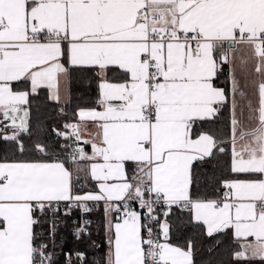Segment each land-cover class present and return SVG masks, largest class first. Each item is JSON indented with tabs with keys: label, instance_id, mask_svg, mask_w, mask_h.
I'll list each match as a JSON object with an SVG mask.
<instances>
[{
	"label": "snow or ice",
	"instance_id": "1",
	"mask_svg": "<svg viewBox=\"0 0 264 264\" xmlns=\"http://www.w3.org/2000/svg\"><path fill=\"white\" fill-rule=\"evenodd\" d=\"M242 48L255 101L235 70ZM77 73L95 81V106L25 144L31 97L45 90L68 116ZM0 141L12 146L0 154V264H196L194 239L171 241L176 210L208 238L232 230L235 259L264 264V0H0ZM196 164L211 169V195ZM101 205L100 261L57 245L61 216L79 211L83 241Z\"/></svg>",
	"mask_w": 264,
	"mask_h": 264
},
{
	"label": "trees",
	"instance_id": "2",
	"mask_svg": "<svg viewBox=\"0 0 264 264\" xmlns=\"http://www.w3.org/2000/svg\"><path fill=\"white\" fill-rule=\"evenodd\" d=\"M229 66L225 65L223 72L220 76L219 83L222 86H227V75ZM111 76V73H110ZM97 98L96 83L92 79L91 74H75L72 83L71 100L66 108L68 116L62 117L59 114V108L54 103L47 99V92L41 90L39 95L31 97V117L30 125L34 133L33 137L25 135L23 141L28 144L31 139H35L37 126L41 125L46 129L44 135L45 140H55L52 134L53 127L60 128L61 125L68 119L72 118V113L78 106L80 107H93ZM228 113L225 112L219 117L220 128L227 130L225 125L227 123ZM11 145L5 144L0 141V154L7 153L11 155ZM227 157H222L216 167V176L219 177L226 173L225 164ZM206 171H211L207 166L194 165V172L196 173L199 181L197 187L201 194L211 195L217 185L210 184L205 179ZM92 218V226L90 228L91 237H85L83 241H77L73 236V230L78 225L73 221L80 219V213L74 210L71 216H61L60 220L63 221L59 224L56 233L57 245H62L65 252L69 250H81L87 251L89 261H100L106 251V239L104 234V219L102 205L99 211H93L89 214ZM179 221H188L190 214L187 211L180 212L176 210L175 214L171 217V221L175 226L174 231L171 234V241L178 246H185L187 238L191 237L195 240V262L196 264H259V262H249L245 260L235 259L234 253L241 250V242L234 238L232 230H226L225 233L218 234L215 238H208L204 234L203 228L194 227L191 224H180ZM44 235L47 237L48 225L45 224ZM215 240H219L218 246H215ZM95 242L92 244V242ZM215 247L212 253H209V247ZM59 251V248L57 249ZM63 257L61 256V264Z\"/></svg>",
	"mask_w": 264,
	"mask_h": 264
},
{
	"label": "crops",
	"instance_id": "3",
	"mask_svg": "<svg viewBox=\"0 0 264 264\" xmlns=\"http://www.w3.org/2000/svg\"><path fill=\"white\" fill-rule=\"evenodd\" d=\"M235 70L236 74L241 77L242 79L246 76L248 79L249 87L247 89L249 96L256 100L255 96V85L253 83V79L255 77L254 67L255 61L251 59V52L247 48H242L238 53L235 54ZM96 131V127L89 123L86 128L82 129V140L90 139L91 134H94ZM91 152L90 147L87 149ZM233 232V231H232ZM241 244L243 243L242 240H239Z\"/></svg>",
	"mask_w": 264,
	"mask_h": 264
},
{
	"label": "built area",
	"instance_id": "4",
	"mask_svg": "<svg viewBox=\"0 0 264 264\" xmlns=\"http://www.w3.org/2000/svg\"><path fill=\"white\" fill-rule=\"evenodd\" d=\"M67 120H68V121H71L72 118L70 117V118H68ZM86 218H87V219H90V220L92 221V218L90 217V215H88Z\"/></svg>",
	"mask_w": 264,
	"mask_h": 264
}]
</instances>
